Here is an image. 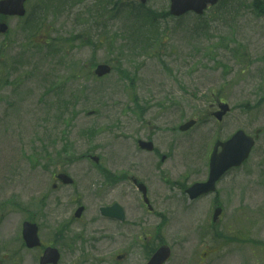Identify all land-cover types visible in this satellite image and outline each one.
<instances>
[{
	"label": "rangeland",
	"instance_id": "rangeland-1",
	"mask_svg": "<svg viewBox=\"0 0 264 264\" xmlns=\"http://www.w3.org/2000/svg\"><path fill=\"white\" fill-rule=\"evenodd\" d=\"M120 7L111 11L106 0H31L27 16L9 18V34L0 35V254L20 255L31 264L22 225L32 217V204L45 241L53 240L65 223L51 210L56 190L53 196L54 167L43 165L47 155L80 159L83 153L96 154L120 170L127 154H134L152 170L157 157L140 152L135 143L145 132L178 160L170 179L176 180L172 189L179 208L160 205L161 220L147 212L133 186L124 185L120 188H130L127 202L133 208L129 223L98 222L97 201L111 200L96 198L106 181L85 187L81 171L95 173L91 162L60 166L81 184L57 191L68 197L72 190L83 192L80 201L88 207L85 219L75 225L83 234L106 228L99 239L85 244L92 248L89 255L103 258L92 256L85 264H118V253H130L120 264H143L149 243L140 235L146 228L153 234L159 220L163 241L173 247L166 264H264V109L258 116L256 106L264 96V16L252 10V0H225L203 16L180 18L168 17L170 0L146 5L132 0ZM146 46L151 51L143 53ZM209 49L218 53L220 64L209 60ZM106 61L113 65L112 73L97 78L91 65ZM127 73L134 79H125ZM219 96L232 106L223 124L211 117ZM132 97L147 105L143 126L135 118ZM248 98L257 102L246 110L238 103ZM193 117L198 124L191 131L178 130ZM238 127L252 134L262 129L252 156L219 183L216 198L190 202L180 188L205 175L195 160L204 163L214 139ZM46 194L41 209L38 203ZM215 199L225 211L212 225ZM75 202L62 204V211L69 212ZM139 214L147 225L134 221Z\"/></svg>",
	"mask_w": 264,
	"mask_h": 264
},
{
	"label": "flooded vegetation",
	"instance_id": "flooded-vegetation-1",
	"mask_svg": "<svg viewBox=\"0 0 264 264\" xmlns=\"http://www.w3.org/2000/svg\"><path fill=\"white\" fill-rule=\"evenodd\" d=\"M152 139V138H148ZM156 151V157H159L162 161V164L158 165L155 170L146 175L145 177H135L132 174L125 172L122 174H118L116 176L113 175L111 178V181L109 184H107L106 188L101 189L97 195L96 198L99 199L100 197L105 198L106 196H109L111 198L108 202H101L97 201L96 204V210L98 211L97 214L100 216L97 221L105 222L108 221L109 224L118 223L120 225H127L130 221V217L132 216L133 208L131 206V203L129 204L127 200H130V188L126 187L125 189L120 188L124 185H131L134 187L135 191H137V194L141 197L143 201V207H147L151 209L152 207L148 206L144 202V193L143 189L146 186L147 195L149 199H151L154 207H159L162 204H165L168 200L172 199L171 197H167L164 195L161 191H159V187L157 186L165 177V174L175 173V160L174 157L172 158L171 155L166 156L163 151H161L158 146L155 147ZM169 161L168 168H171L169 171L165 170V162ZM197 167L199 170L201 169H208V163L204 161V163L201 162V160H197ZM73 165V164H72ZM75 178L72 184L70 186H75ZM55 185V186H54ZM53 185V187L56 189V198L54 202L50 203L52 213L54 217L59 218V220H67V226L66 233L61 235H54L53 240L47 242L43 241V244L41 247H37L34 249H31L30 252H32L31 257V264H42V257L45 253V250L48 246H57L59 248V259L55 260V262H48L46 264H85L89 261V259L92 257L89 255L90 249H85V244L91 243L92 240L99 239L102 234L101 230L103 227H95L94 229L98 230L97 233H91L88 232L86 234H83V228L79 229L75 223L82 222L84 219L85 214L88 213V207L85 206V211L81 218L75 217V211L76 208L82 205L78 200L74 206V208H70L69 212H63L61 205L64 204L66 207L69 205V203L72 202L73 197L72 195L75 193L74 190L71 191V201L70 202H64L65 199L69 198L68 196L64 195V193H59L57 190H61L62 187H65L66 184L63 183L62 180L59 182H56ZM68 186V185H67ZM102 186V185H101ZM156 190L155 193H153L152 190ZM58 192V193H57ZM60 196V197H58ZM48 204V203H47ZM46 204V205H47ZM120 205L123 208L125 218L124 220L118 219L116 216H103L101 214V209L104 206H113V205ZM79 205V206H78ZM93 205V204H92ZM143 210V208H142ZM144 211V210H143ZM145 212V211H144ZM147 214V212H145ZM143 214V213H142ZM142 214L134 216V221L139 225H147V222L142 220ZM37 214L33 212L32 214V220L35 218ZM96 215L92 216L91 218L95 217ZM53 217V218H54ZM106 229V228H103ZM127 233H131V229L126 231ZM113 234V232H112ZM123 234V233H122ZM140 239L147 240L148 239V233H146V230L144 234L140 235ZM68 242V243H67ZM125 243L128 245V241H125ZM67 245V250L62 251L61 247L62 245ZM91 245V244H90ZM125 245V246H127ZM81 249V250H78ZM130 253H125L124 257L128 258ZM4 264H10L11 262L13 264H18L20 261L16 260L14 257L8 256L7 254H4L2 257ZM124 261V259H123ZM116 262V261H115ZM120 264L121 262H116Z\"/></svg>",
	"mask_w": 264,
	"mask_h": 264
},
{
	"label": "water",
	"instance_id": "water-1",
	"mask_svg": "<svg viewBox=\"0 0 264 264\" xmlns=\"http://www.w3.org/2000/svg\"><path fill=\"white\" fill-rule=\"evenodd\" d=\"M216 1L217 0H172V12L176 15H180L187 10H195L198 13H202L207 3H215ZM24 2L25 0H2L0 1V11L8 14L23 15L25 13ZM5 30L6 25L4 24L2 25V31ZM107 71L108 69L104 66H100L98 69L100 74ZM253 142L252 138L247 137L242 131H240L231 140L224 143V151L217 156V160L219 162L229 163L225 164L222 171L231 164H236L237 162L242 161L248 155ZM24 237L29 247H32V242H39L36 227L29 222L24 224ZM169 255V248L163 247L157 252L153 261H155L156 264H161L169 257Z\"/></svg>",
	"mask_w": 264,
	"mask_h": 264
}]
</instances>
